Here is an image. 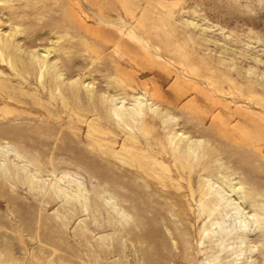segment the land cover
<instances>
[{
    "label": "rangeland",
    "instance_id": "374dc122",
    "mask_svg": "<svg viewBox=\"0 0 264 264\" xmlns=\"http://www.w3.org/2000/svg\"><path fill=\"white\" fill-rule=\"evenodd\" d=\"M2 41L0 264L222 263L200 184L264 194V0H0ZM139 102L148 134L111 109ZM247 241L227 264H260Z\"/></svg>",
    "mask_w": 264,
    "mask_h": 264
},
{
    "label": "bare ground",
    "instance_id": "6f19581e",
    "mask_svg": "<svg viewBox=\"0 0 264 264\" xmlns=\"http://www.w3.org/2000/svg\"><path fill=\"white\" fill-rule=\"evenodd\" d=\"M2 42L5 44H4V49H0L1 50L0 56L5 58V54L9 52L8 49L12 48L13 46L10 45L11 43H9V44L6 43V41H2ZM7 42H9V41L7 40ZM0 44H1V42H0ZM10 56L11 55L9 54V57H8L9 63H11L15 69H18V67L20 68V66H21L20 63L23 62L21 57L16 58L14 56H11V57ZM34 60L37 61L43 69H45L42 71V76H41L42 78L45 77L46 72L53 73V72L58 71L57 65L51 64V63H49V61L47 62V60H41L37 56L34 57ZM56 77H58V76H56ZM56 79H59V78H56ZM56 79L54 81L59 82V80H56ZM74 83H76V82H74ZM57 85H58V83H57ZM58 86H61V85L59 84ZM58 86H56V87H58ZM58 90H59V88H58ZM106 102H107V100H106ZM111 102L115 103V101L112 99H111L110 103ZM145 108H146L145 105H143V103H141V102H139L136 105V107L133 108V110L129 111V113H126V111H124L123 107H119L116 104L114 105V107L113 106L111 107L112 112L114 113V116L116 115V117H118V119L121 118L122 121L128 120L129 117L134 118L136 120H137L138 116L141 117V119H143V120L141 121L142 127L140 128V131H143V133L147 132V134H148V131H144V129L146 128L144 119H145V117H147L146 116L147 113H145L146 112ZM111 109H110V111H111ZM153 111H155V109H153ZM109 113H111V112H109ZM155 113H157V112H155ZM134 137L136 139V136H134ZM176 137L177 136H175L174 139L171 140V143L173 145V147L171 148V157H172L173 161L175 162V166L178 165V163H179V165H181L179 167V170H177V171L179 173H183L184 170L186 169V167H188L190 169L191 174H193L195 172H206L207 176L209 178H214L219 169H216V170L212 169V167L209 166L208 164L201 166V162H202V160H204V158L206 156L205 154L209 150L208 146L202 142H190L187 139H186L187 142H184L185 139H183V138H180L179 141L176 143V145H174L175 144L174 141H175ZM120 160L123 161L122 159H120ZM184 162L185 163L190 162V163L188 165V164H184ZM139 164H141V163H139ZM155 165H156V163L153 162L152 166H155ZM200 167H202V168L200 169ZM139 168L143 169L144 167L142 165H139ZM218 168H220V167H218ZM229 169H231V168H229ZM143 170H145V169H143ZM165 170H167V168ZM167 171L170 172L169 169ZM144 172L146 174H149L147 171H144ZM216 185L210 183V181H206V183L201 182V184H200L201 204H200V206L202 208L201 217L202 216L208 217L211 221L212 227L213 228L215 227V229L212 230L213 231L212 234L208 235L209 239L213 240V235L215 237H216V235H218V236H220V238L222 240H224L226 242L227 241L230 242V244L228 246H226V243L223 242V243H225L224 245L226 247L224 245H221L219 247L218 253H223L224 255H226L224 257L222 263H219V264H227L225 259L229 258L230 254L226 253V251H227V249H229L231 247H234L236 253H239L238 256H241L246 251V248L248 247V246L247 247L244 246L248 242L247 240H250L251 243H253V242L255 243V245L253 247L249 246L251 248L249 250L252 252L251 254H253L254 251L256 249H258L257 250L258 251V255H257L258 258L257 259L259 260L260 264H264V199H263L264 194L258 193L256 191H254V189H252V188L248 189L245 186L244 182H241V184H239V188H237V185H232V188H231V189H233L232 192L237 193V194H242L241 200L243 201V203L249 204V208L251 211L247 212L246 208H244L245 206H243L242 202L237 203L236 201H233L231 199V197L228 196L225 191H223L222 188L217 187ZM254 188L256 189V187H254ZM218 220H222V221L219 222ZM223 224L224 225L228 224V228H225V226L223 228ZM239 242H240V244H239ZM235 245H238V247H235ZM217 260H218V258L215 259L214 261H211V264H213V263L216 264ZM179 261L180 262L183 261L182 255H180ZM230 264H232V263H230ZM247 264H248V262H247ZM250 264H255V263L250 262Z\"/></svg>",
    "mask_w": 264,
    "mask_h": 264
}]
</instances>
